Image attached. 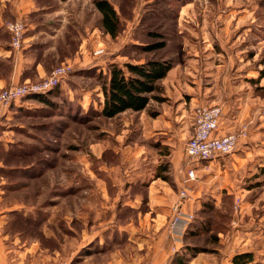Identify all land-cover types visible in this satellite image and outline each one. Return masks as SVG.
Here are the masks:
<instances>
[{
  "label": "rangeland",
  "instance_id": "1",
  "mask_svg": "<svg viewBox=\"0 0 264 264\" xmlns=\"http://www.w3.org/2000/svg\"><path fill=\"white\" fill-rule=\"evenodd\" d=\"M108 1L120 17L116 36L104 30L94 0H33L35 49L50 68L32 82L63 63L72 67L51 88L49 102L26 96L0 123V207H18L17 228L28 236L34 228L25 224L27 211L52 209L45 218L55 217L65 233L63 262L88 221L143 214L170 220L172 213L151 211L150 186L159 179L177 191L172 206L191 162L185 146L194 108L220 104L224 130L247 131L233 152L198 162L184 206L194 226L185 237L192 249L209 253V264L244 252L252 258L239 264H264V0ZM29 18L23 19L27 30ZM158 41L164 46L146 49ZM151 58L172 62L153 94L163 100L102 115L112 63ZM179 104L183 114L166 112L171 124L163 122L162 112ZM182 234L167 228L162 246L175 252L171 241ZM188 255L178 252L163 264H189Z\"/></svg>",
  "mask_w": 264,
  "mask_h": 264
},
{
  "label": "crops",
  "instance_id": "2",
  "mask_svg": "<svg viewBox=\"0 0 264 264\" xmlns=\"http://www.w3.org/2000/svg\"><path fill=\"white\" fill-rule=\"evenodd\" d=\"M34 6L33 0H0V60L4 62L3 68H8L6 73L0 70V84L33 81L45 76L49 71V61L39 55L34 45L37 38L34 30L35 20L32 15ZM25 18H29L31 24L29 23L28 30L26 29L22 48L15 49L11 45L7 23ZM168 73L171 74L172 71ZM179 100L176 99L178 102ZM171 111V113L162 112L163 122L168 125L171 124L170 118H166L163 114L167 112L168 115L172 114L176 117L177 114H183L181 104ZM158 180L154 179L150 186L152 197H155V203L151 204V211L161 210L156 213L157 215H165V213L167 215L168 212L171 214V202L177 196V191L159 183ZM189 206L191 208L193 204ZM17 208V206L0 207V264H59L63 262L66 259L65 233L56 225L59 220L55 217L45 218L46 212H51L52 209L41 207L42 209L35 208L27 211L30 214L27 218L28 216L31 218L26 219L25 224L30 223L34 228V232H31L34 235L28 236L27 231L17 228ZM159 218L154 216L149 219L146 214H143L139 219L88 221L89 229L83 230L79 233L80 236L74 237L72 242L74 247L68 253L70 256H67L69 260L67 262L74 259L72 264H163L170 256L184 251L189 254L188 256L190 253L192 255L190 259L186 257L189 264H195L196 260L202 264H209V260L212 259L209 253L192 249L193 245L186 240L185 231L180 240L171 241L177 246L175 252L170 251L167 245L163 247L169 220ZM192 225L190 223L188 227L191 229ZM234 254L226 253L224 257L222 256L223 258L220 256L222 264H233Z\"/></svg>",
  "mask_w": 264,
  "mask_h": 264
},
{
  "label": "built area",
  "instance_id": "3",
  "mask_svg": "<svg viewBox=\"0 0 264 264\" xmlns=\"http://www.w3.org/2000/svg\"><path fill=\"white\" fill-rule=\"evenodd\" d=\"M11 32V45L21 49L24 43L26 25L23 19H15L7 23ZM71 65L63 63L52 69L51 73L40 81H24L12 83L0 88V123L6 116L12 104L23 97L33 93H43L58 85L61 79L69 72ZM224 109L220 104H198L194 108V129L191 137L186 142L185 152L191 159L187 167L183 187L177 199L173 202L172 215L168 228L172 236L181 235L190 225L194 214L185 209L188 200V185L198 178L197 166L199 161L209 162L220 155L231 153L237 147L239 140L247 129L225 131L223 125ZM196 162V163H195ZM59 264H69L61 262Z\"/></svg>",
  "mask_w": 264,
  "mask_h": 264
},
{
  "label": "trees",
  "instance_id": "4",
  "mask_svg": "<svg viewBox=\"0 0 264 264\" xmlns=\"http://www.w3.org/2000/svg\"><path fill=\"white\" fill-rule=\"evenodd\" d=\"M94 4L102 14L101 22L104 30L112 36H116L120 26V17L113 4L108 0H94ZM8 32L11 38V32L9 30ZM164 44V41H158L147 45L146 49H155L164 46ZM171 68V61L157 58L141 62L126 61L122 65L112 63L109 76L102 85L104 101L101 114L106 117H114L126 110L140 111L145 109L151 98L162 101V96L153 94L160 91L159 81L167 75ZM50 92L51 89L43 93L29 94L25 97L49 102ZM251 258L252 252L238 253L233 256V264H239L251 260Z\"/></svg>",
  "mask_w": 264,
  "mask_h": 264
}]
</instances>
